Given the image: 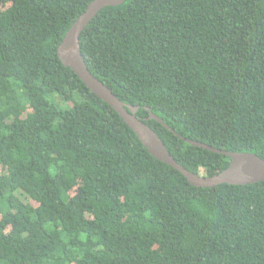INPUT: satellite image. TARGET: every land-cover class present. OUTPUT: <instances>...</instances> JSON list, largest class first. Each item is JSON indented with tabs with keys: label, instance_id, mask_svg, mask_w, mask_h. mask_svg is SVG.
Masks as SVG:
<instances>
[{
	"label": "trees",
	"instance_id": "trees-1",
	"mask_svg": "<svg viewBox=\"0 0 264 264\" xmlns=\"http://www.w3.org/2000/svg\"><path fill=\"white\" fill-rule=\"evenodd\" d=\"M91 1L0 0V264H264V180L190 183L60 59ZM80 44L190 171L231 159L182 137L264 159V0H126Z\"/></svg>",
	"mask_w": 264,
	"mask_h": 264
},
{
	"label": "water",
	"instance_id": "water-1",
	"mask_svg": "<svg viewBox=\"0 0 264 264\" xmlns=\"http://www.w3.org/2000/svg\"><path fill=\"white\" fill-rule=\"evenodd\" d=\"M125 1L92 0L88 4L86 10L76 19L58 47L59 57L64 65L70 67L96 95L109 103L120 114L124 121L136 132L151 154L178 169L187 177L190 183L196 186L213 187L222 183L245 185L263 181L264 159L257 154L227 151L180 135L193 145L225 154L231 159L226 169L211 176H204L190 171L173 157L157 132L137 116L139 106L123 102L108 85L91 72L81 50V34L101 9L107 6H117ZM147 109L150 118L157 120L173 133L178 134L161 117L152 112L151 108L148 107Z\"/></svg>",
	"mask_w": 264,
	"mask_h": 264
}]
</instances>
